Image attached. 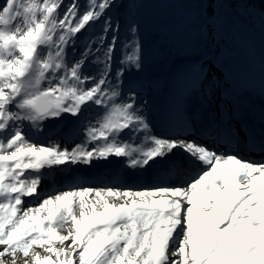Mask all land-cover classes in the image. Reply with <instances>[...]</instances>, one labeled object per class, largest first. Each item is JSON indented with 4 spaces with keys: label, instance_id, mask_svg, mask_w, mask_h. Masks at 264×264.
<instances>
[{
    "label": "snow or ice",
    "instance_id": "1",
    "mask_svg": "<svg viewBox=\"0 0 264 264\" xmlns=\"http://www.w3.org/2000/svg\"><path fill=\"white\" fill-rule=\"evenodd\" d=\"M115 6L116 0L0 3V264H264V162L238 155L241 146L264 153V128L245 133L212 120L202 130L211 144L153 134L135 94L117 102L125 72L142 68L143 48L134 22L120 42L108 15ZM101 23L80 58L67 62L72 42ZM86 63L97 66V75L84 74ZM94 106L104 115L99 127L86 129L91 149L31 142L29 131ZM126 129L143 134L139 144L119 139ZM110 157L145 172L163 166L176 182L40 197L43 170ZM26 198L39 202L25 207Z\"/></svg>",
    "mask_w": 264,
    "mask_h": 264
},
{
    "label": "rangeland",
    "instance_id": "2",
    "mask_svg": "<svg viewBox=\"0 0 264 264\" xmlns=\"http://www.w3.org/2000/svg\"><path fill=\"white\" fill-rule=\"evenodd\" d=\"M2 1L0 0V3ZM233 1L116 0V6L110 10L108 15L114 25H119L120 42H126L129 36L128 25L134 22L138 27L136 38L143 48L142 68L140 70L132 68L125 72L120 91H127L136 83L140 84L143 81L145 86L135 90L133 94L136 97L139 92H147L149 98L151 93L160 94V91H155L153 88L156 79L165 76L168 72L173 74L174 71H178L181 75L174 73L171 77L173 81L189 77L191 84H198V80L194 77L203 76L205 78L202 83L204 84L202 92L207 90L206 92L210 93L202 97L207 99L204 106L208 109L212 107L211 112H214V108L220 105L219 111H223L224 115L226 109L222 104L230 105L229 100L227 102L221 100V93L225 90L228 79H230L229 83L241 89L240 93L233 91L236 96L245 95L252 99H263L264 10L254 6L251 0H241L237 5ZM71 2L72 0H64V6L66 7ZM86 2L87 0H78L81 5H85ZM102 26L101 23L94 28H89L72 42L74 46H70L67 50V62L72 63L80 58V53L84 50L89 36L95 37L99 34ZM108 38H111L110 35ZM121 54L122 49L118 47L117 61L121 58ZM117 66L114 64L113 71ZM84 74L97 75V66L94 63H86ZM209 83L212 85L211 90H209ZM148 98L140 100L136 106H146L149 104ZM153 103L148 107L151 111L144 114L149 117V120L154 117V110L157 106L156 102ZM103 115V109L94 106L79 118L64 114L61 119L49 120V125L44 123L39 131H29L28 134L37 145L58 144L61 148L69 150L80 144L92 147L91 143H86L83 133H86L89 126L99 127L98 122ZM21 126L28 131L25 125ZM55 127L59 128V131L56 130V133L48 136L47 134L51 133ZM72 131L74 134L70 135ZM60 167V169L43 170L42 175L54 181L58 177L57 174L69 173L67 165ZM65 186L66 184L64 191L70 189ZM79 187L106 188L112 186L93 184ZM119 189L135 191L147 188ZM38 202L28 198L24 206H35ZM120 203L123 202L118 204ZM61 234H66V230L62 229ZM36 251L40 249L37 248Z\"/></svg>",
    "mask_w": 264,
    "mask_h": 264
},
{
    "label": "bare ground",
    "instance_id": "3",
    "mask_svg": "<svg viewBox=\"0 0 264 264\" xmlns=\"http://www.w3.org/2000/svg\"><path fill=\"white\" fill-rule=\"evenodd\" d=\"M174 73L175 74L178 73L179 76L181 75L180 72H178V71H174L173 74ZM173 74H171L170 72L166 73L165 76L163 74H161L163 76L162 77L158 76L159 79H156L157 81H155L153 83V88L155 89V91H158V92L160 91V94L151 93L152 95L149 94V98H148L147 97L148 96L147 92L146 93H142L141 95L136 97V103L139 102L140 100L144 99V98H148L149 99V104H151L153 102H156V104H157V102H158V106L159 107L163 104L164 107H166V109H167L168 107H170V104H171V101L169 99H174V98L175 99H179L181 97H184L188 101V97L193 96L198 91L202 92V88H203V85H204L202 83L205 81V78L203 76L194 77L196 80H198V84H195V83L191 84L190 83V79H188V78H184V79L180 80L179 82L173 81L172 78H171ZM233 75H234V73H233ZM229 81H230V79L227 80V82H229ZM144 86H145V83H143V81H142L140 84L136 83L135 85H133L132 88L128 89L127 91L126 90L122 91L121 92V98L117 102L118 103L119 102H128V98H129L130 94H133V92L135 90H138V88H141V87H144ZM177 87H179V88H177ZM175 91L176 92L180 91V92L176 93ZM206 91L207 90H204L202 92L203 93L202 95L207 96L210 93V92H206ZM229 91L230 90L228 89V90H226V92L224 91L223 93L228 94ZM237 91H238V93L241 92V90H237ZM202 95L200 97V101L201 102H202ZM228 98H230V101H231L230 105L227 106L226 104H222V106L225 107L226 112H228V114L230 113L229 116H230L231 120L235 121V116H236L238 110H240V109H239V107H237V109H235L231 105H235V103H237L238 100H244V99H236L235 97L233 98L232 96H229ZM228 98L227 97L222 98V102H227ZM203 100L205 101L207 99L204 98ZM244 101H248V100H244ZM252 104H254L253 108H256V106H257V108L253 109V111H250L249 115L256 122L257 121H262V119L264 118V111H263L264 106H263V109H262L261 106L258 107V104L254 103L253 99L250 100V102H249V104L247 106L250 107ZM180 107H183V106H180ZM138 108L140 109V112H141L142 115L149 111L148 106H142V107H138ZM214 109L215 110H219L220 109V105H218ZM152 112H153V110H152ZM231 113H233L232 116H231ZM197 115H199V114H197ZM158 118L161 119V121L162 120L164 121V115L163 114H159ZM184 120H189L188 114H186V116H184ZM148 122L150 124V127L154 128L153 122L151 120H148ZM49 124H50V121L45 122V125H49ZM158 126H160V125H158ZM56 130L59 131V128L55 127L54 130L51 133L47 134V135L48 136L53 135L54 133L57 132ZM164 131H167V130L166 129H162L161 131H157L154 134L157 135V136H163L162 134H163ZM72 134H74V131H72V133L70 132V135H72ZM138 134L140 136L143 135L142 133H138ZM83 136L86 139V133H83ZM29 137H30V135H29ZM30 139H31V142L36 143L35 140H33L31 137H30ZM119 139L123 140V141H127L129 143L132 142L131 141V136L129 135V132H128L127 129L124 130V132L121 134ZM136 143H139V139L137 140V142L132 143L133 146H136ZM90 145L92 147L96 146L93 143H91ZM92 147H86V148L91 149ZM178 155H181V154H178ZM126 162H128V160L123 162L124 165H125ZM73 165H75V166H73ZM122 165H123L122 162L119 161V158H117V157H110L106 161L105 160H94L92 162V165L82 164V163H80V164H67V168L69 170V173L57 174L58 177H56L54 179V181H51L50 178H48L46 176H43L42 183L40 185V197L41 198H46L48 195H50L52 193H55V192H58V191H60V192L64 191V185L65 184H66L65 187L70 188V189L74 188V187L77 188V187L83 186V185H93V184L94 185L107 184L109 186L116 187V188H129V187H125V185L118 184V180L127 181V180H130L131 177L132 178L136 177V178L139 179V181L144 183L140 187H144V188L148 189V188H152V187L157 186L156 183H154L153 185H148L147 184L148 183L147 179L149 178L147 176H148L149 173H146L145 171H141V170L140 171L137 170L136 173H130V172H128V170L120 171V170H123L122 169L123 168ZM126 165L128 166V163H126ZM60 168H61L60 166L53 167V169H60ZM45 170H48V169H45ZM90 174L93 175L97 179H95V181H94L93 179L85 178V176L89 177ZM106 174H111V179H103V177H105ZM54 176H51V177H54ZM150 178L155 179V178H159V177L158 176H154V177H150ZM166 183L167 182L165 181L164 183L162 182L161 184H166ZM26 199H27L26 200V203H27L28 198H26ZM110 202L118 204L119 202H124V201L122 199H111Z\"/></svg>",
    "mask_w": 264,
    "mask_h": 264
},
{
    "label": "trees",
    "instance_id": "4",
    "mask_svg": "<svg viewBox=\"0 0 264 264\" xmlns=\"http://www.w3.org/2000/svg\"><path fill=\"white\" fill-rule=\"evenodd\" d=\"M240 1L241 0H234L233 3L237 5L238 3H240ZM251 2L254 3V6H257L258 8H261L262 10H264V0H251ZM235 8H238V7L235 6Z\"/></svg>",
    "mask_w": 264,
    "mask_h": 264
}]
</instances>
